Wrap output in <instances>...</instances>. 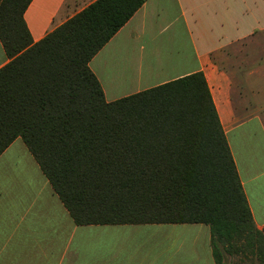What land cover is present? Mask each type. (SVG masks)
<instances>
[{"label":"trees","instance_id":"obj_1","mask_svg":"<svg viewBox=\"0 0 264 264\" xmlns=\"http://www.w3.org/2000/svg\"><path fill=\"white\" fill-rule=\"evenodd\" d=\"M0 0V154L20 137L77 225L203 223L215 264H264L204 74L106 101L92 57L145 0H95L33 42Z\"/></svg>","mask_w":264,"mask_h":264},{"label":"crops","instance_id":"obj_2","mask_svg":"<svg viewBox=\"0 0 264 264\" xmlns=\"http://www.w3.org/2000/svg\"><path fill=\"white\" fill-rule=\"evenodd\" d=\"M93 1L31 0L23 17L32 41ZM182 33L191 58L172 47ZM8 61L0 40V68ZM89 67L106 101L201 71L254 223L264 227V0H145ZM184 224L199 225L206 254L183 264H215L209 226ZM140 225H77L20 137L0 154V264H157L147 247L154 235ZM197 237L182 248L195 252Z\"/></svg>","mask_w":264,"mask_h":264},{"label":"rangeland","instance_id":"obj_3","mask_svg":"<svg viewBox=\"0 0 264 264\" xmlns=\"http://www.w3.org/2000/svg\"><path fill=\"white\" fill-rule=\"evenodd\" d=\"M172 28H165L164 35H168ZM173 31V30H172ZM173 44V48H180L184 54L191 56V45L186 34L182 33ZM176 57V53L171 52ZM191 58V57H190ZM176 60V58L174 59ZM199 226V225H198ZM191 224H143L140 225L142 235H154L147 243V247L151 250L149 260L157 264H183L194 260L197 257L204 258L206 249L204 248V235L197 234L199 227ZM198 236L196 251L189 252L182 248L186 240L192 241ZM186 244V243H185ZM235 264H251L249 260L243 257L235 256L231 258Z\"/></svg>","mask_w":264,"mask_h":264}]
</instances>
